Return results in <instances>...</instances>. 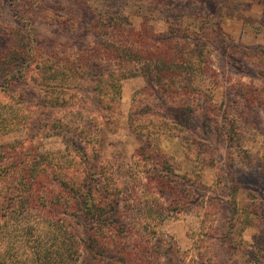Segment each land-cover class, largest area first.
<instances>
[{
  "label": "rangeland",
  "instance_id": "rangeland-1",
  "mask_svg": "<svg viewBox=\"0 0 264 264\" xmlns=\"http://www.w3.org/2000/svg\"><path fill=\"white\" fill-rule=\"evenodd\" d=\"M91 24L99 31L107 26L114 42L130 41L117 31L144 26L157 42L177 35L208 53L212 69L198 79L200 92L188 101L196 110L191 126L174 130L166 144L175 181L172 195H158L155 189L147 195L138 170L127 174L140 145L130 130L132 111L149 105L155 113L165 112L167 103L158 95L146 96L145 80L135 71L121 82L120 119L117 129L97 142L98 163H112L127 181L133 178L141 205L153 199L162 203L160 207L167 199L184 202L173 205L175 211L167 210L168 217L157 225L138 215V222L160 232L146 237L138 226L132 238L137 250L147 256L140 246H150L147 239L155 243L157 236L165 242L166 253L159 264H264V0H189L174 5L144 0H0V49L11 28L24 31L26 46L32 48L27 62L17 65L9 83L0 87V107L28 111L35 123L33 130L0 133V146L38 139L42 153H65L66 144L53 123L66 116L51 107L53 100L45 102L46 83L33 63L35 47L46 45L59 54L56 44L61 43L79 51L94 43L93 36L85 35ZM74 91V98L63 96L68 115L95 123L99 108L90 88ZM78 105L76 111L69 108Z\"/></svg>",
  "mask_w": 264,
  "mask_h": 264
},
{
  "label": "trees",
  "instance_id": "trees-1",
  "mask_svg": "<svg viewBox=\"0 0 264 264\" xmlns=\"http://www.w3.org/2000/svg\"><path fill=\"white\" fill-rule=\"evenodd\" d=\"M144 1L174 5L189 0ZM97 28L91 24L85 35L93 36L94 43L79 51L61 43L56 44L62 51L59 54L45 49L46 45L35 47L33 63L46 83L45 102L53 100L51 107L66 116L53 123L66 151L42 153L38 139L0 146V264H159L165 258V242L156 240L157 236L155 243L147 239L150 246H140L147 256L137 250L132 238L138 226L146 237L160 232L149 223L138 222L137 217L152 218L157 225L168 217L167 210L175 211L174 206L184 202L167 199L165 207H160L162 203L153 199L141 205L133 178V183L127 181L112 163L100 165V155L94 148L105 132L117 129L121 82L128 72L135 71L145 80L144 94L158 95L167 106L165 112L155 113L149 105L132 111L130 130L140 145L127 174L138 170L146 182L142 185L147 195L154 189L158 195H172L175 181L166 144L174 130L188 129L195 119L196 110L188 101L200 92L198 79L212 71L208 53L174 34L157 42L146 26L137 31H117L121 37L126 33L130 40L119 42L113 41L115 36L107 33V26L102 31ZM23 34L11 28L8 42L0 49V87L9 83L10 73L25 64L32 53ZM41 51L44 54L39 60ZM84 85L90 88L99 108L95 123L68 115V99H63L67 95L74 98V90ZM79 107L69 106L75 111ZM22 111L0 107V133L35 129L31 114ZM142 113L144 116L139 117Z\"/></svg>",
  "mask_w": 264,
  "mask_h": 264
}]
</instances>
